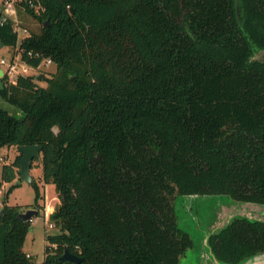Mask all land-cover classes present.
<instances>
[{
	"label": "trees",
	"instance_id": "1",
	"mask_svg": "<svg viewBox=\"0 0 264 264\" xmlns=\"http://www.w3.org/2000/svg\"><path fill=\"white\" fill-rule=\"evenodd\" d=\"M33 2L42 25L22 57L55 71L45 86L2 78L0 96L24 115L0 107V148L41 145V179L55 184L59 231L40 264H75L59 261L64 248L79 264H178L192 239L177 195L264 204V62L250 60L264 47V0H238L240 22L235 0ZM0 41L17 45L12 17ZM22 157L3 181L19 179ZM21 210L0 208V264H37ZM207 245L227 264L264 253V221L235 216Z\"/></svg>",
	"mask_w": 264,
	"mask_h": 264
},
{
	"label": "rangeland",
	"instance_id": "2",
	"mask_svg": "<svg viewBox=\"0 0 264 264\" xmlns=\"http://www.w3.org/2000/svg\"><path fill=\"white\" fill-rule=\"evenodd\" d=\"M2 7L3 5L0 4ZM35 14L39 12L35 10ZM16 22L22 28L28 29L30 32H38L42 23L32 13H29L25 5L18 8L17 17H14ZM26 37L22 30L19 32L18 43L15 47L3 46L0 49V60L5 58L11 59L16 52L22 51L20 48V40ZM17 48L19 49L17 51ZM40 68L29 69L28 75H33L36 78L38 85L45 86L46 81L44 77H49L55 71L53 63ZM41 76V79H37ZM0 107L7 110L10 114L17 117H22L23 112L0 96ZM54 130H56L54 128ZM19 154L17 147H1L0 148V182L2 183L3 194L0 195V208L3 207L1 203L5 202L9 206H21V212H26L28 209L37 210V215L33 217L31 226L26 233V238L23 244V250L30 253L33 261L40 264L45 256L44 248L47 245L46 235L49 233L58 232V227L54 225L49 228L47 223L49 221V214H45V207L51 205L53 209L59 203L56 194L55 184L44 183L41 179V167L38 158L34 160L31 175L37 183V186L27 181H22L16 184L18 178L12 182H6L2 179L3 164H10L14 162L16 156ZM39 192L40 197L37 205H35V198ZM252 205V204H251ZM249 204H244L237 201L227 194H204V195H177L174 201V210L176 220L180 228L189 233L192 239V245L179 258L178 264H227L215 259L210 252L206 238L210 233L218 230L226 225L234 216H246L250 219L264 220V212L259 213L255 208H251ZM264 207V205H259ZM257 213V214H256ZM231 215V216H228ZM45 216V220L43 219ZM228 216V219L225 218ZM226 220L228 222L226 223ZM247 259L241 260L236 264H245Z\"/></svg>",
	"mask_w": 264,
	"mask_h": 264
},
{
	"label": "built area",
	"instance_id": "3",
	"mask_svg": "<svg viewBox=\"0 0 264 264\" xmlns=\"http://www.w3.org/2000/svg\"><path fill=\"white\" fill-rule=\"evenodd\" d=\"M25 3H28L31 7H33L37 12L40 11V7L38 5H36L33 0H0V4H2L3 6H0V10L2 13V17H0V21H4L7 19V17H12L14 19V26H15V30L18 32V36H19V32L20 30L23 31V33L25 34V36H28L29 30L26 28H22L18 23L15 25V18L17 17L18 14V8L21 7L22 5H25ZM43 10V8H42ZM24 38V37H23ZM21 41V40H20ZM19 49L17 48V51ZM28 54L30 56H33L32 51H29ZM43 64V66H47L49 64L52 63V61L50 59H44L42 60V62L38 65L37 68L41 67V64ZM0 65L3 67V71H4V77H7V83L8 84H15L18 80V77L20 75H28V70L31 69H35L34 67H31L30 65H28L23 57H22V51H18L15 53V55L7 60L5 58H2L0 60ZM36 68V69H37ZM3 194L2 189H0V195ZM1 205H3V203H1ZM53 207L51 205H47L45 207V216L46 214H51V212L53 211ZM45 216H44V220H45ZM34 218H32L30 221H33ZM49 228H53L54 224L51 222L47 223ZM28 256H30V254L28 253Z\"/></svg>",
	"mask_w": 264,
	"mask_h": 264
},
{
	"label": "water",
	"instance_id": "4",
	"mask_svg": "<svg viewBox=\"0 0 264 264\" xmlns=\"http://www.w3.org/2000/svg\"><path fill=\"white\" fill-rule=\"evenodd\" d=\"M47 24L48 21H45V25ZM3 45H4L3 42L0 41V48L3 47ZM3 76H4V71L2 68H0V89L3 88V80H2ZM37 79H41V76H38ZM18 149L20 153H23V157L20 160V169H19L20 177L16 184H20L22 181L33 183L34 178L31 175V169L34 160H36L39 157L41 145H22ZM36 215H37V210L34 209H28L26 212L19 213V217L27 222H30V220ZM238 217H246V216H238ZM246 259L247 260L245 261L246 262L245 264H264V253L256 254ZM59 261L60 262L69 261L75 264H79L82 262V258L76 254L71 253L67 248H64L63 253L59 257Z\"/></svg>",
	"mask_w": 264,
	"mask_h": 264
},
{
	"label": "flooded vegetation",
	"instance_id": "5",
	"mask_svg": "<svg viewBox=\"0 0 264 264\" xmlns=\"http://www.w3.org/2000/svg\"><path fill=\"white\" fill-rule=\"evenodd\" d=\"M235 6H236V12H237V17H238V19H239V22L241 21L240 19V12H239V5H238V0H235ZM250 60H254V61H256V62H264V47L263 48H260V49H256L255 51H253V53H252V55H251V57H250ZM229 196V195H228ZM237 201H239V200H237ZM242 202V201H241ZM244 204H249V205H251L250 207L251 208H255V211H257V210H259L260 212H264V207H260L259 208V205H264V204H259V203H254V202H243ZM259 211H257L258 213H259ZM257 214V213H256ZM228 216H231V215H228ZM228 216H225V218L226 219H228ZM233 218V217H232ZM231 218V219H232ZM256 220H260V219H256ZM260 221H264V220H260ZM228 222V220H226V223ZM225 226V225H224ZM224 226H222V227H224ZM221 227V228H222ZM221 228H219L218 230H220ZM218 230H215L214 232H216V231H218ZM213 232V233H214ZM211 234V233H210ZM209 234V235H210ZM207 238H208V236H207ZM207 238H206V244H207ZM208 246V245H207ZM191 247V246H190ZM208 248H209V246H208ZM210 250V249H209ZM210 252H211V250H210ZM259 254H261V253H259Z\"/></svg>",
	"mask_w": 264,
	"mask_h": 264
},
{
	"label": "crops",
	"instance_id": "6",
	"mask_svg": "<svg viewBox=\"0 0 264 264\" xmlns=\"http://www.w3.org/2000/svg\"><path fill=\"white\" fill-rule=\"evenodd\" d=\"M0 12H1V11H0ZM22 39H23V38H22ZM22 39H21V40H22ZM3 46H4V45H3ZM1 48H2V47H1ZM1 48H0V49H1ZM0 68H2V69H3V67H2L1 65H0ZM3 77H4V76H3ZM30 222H31V221H30ZM29 254H30V253H29Z\"/></svg>",
	"mask_w": 264,
	"mask_h": 264
}]
</instances>
